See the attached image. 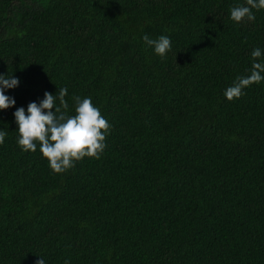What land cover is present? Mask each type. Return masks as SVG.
Masks as SVG:
<instances>
[{
    "label": "trees",
    "instance_id": "16d2710c",
    "mask_svg": "<svg viewBox=\"0 0 264 264\" xmlns=\"http://www.w3.org/2000/svg\"><path fill=\"white\" fill-rule=\"evenodd\" d=\"M244 2L0 0V74L21 81L0 110V264H264V82L224 96L264 49V9L230 19ZM61 87L111 128L58 174L14 112Z\"/></svg>",
    "mask_w": 264,
    "mask_h": 264
},
{
    "label": "clouds",
    "instance_id": "9594fccd",
    "mask_svg": "<svg viewBox=\"0 0 264 264\" xmlns=\"http://www.w3.org/2000/svg\"><path fill=\"white\" fill-rule=\"evenodd\" d=\"M254 9H264V0H245L234 5L230 9V19L236 23L255 21ZM143 39L162 58L173 47L169 35L161 34L153 39L145 34ZM251 56L248 74L237 76L224 89V96L230 101L246 94L245 90L250 85L264 82V49L254 48ZM20 83L14 74H0V110L15 107V97L7 95L6 91L17 88ZM67 96V87L59 88L55 94L45 91L38 102H30L27 109L20 106L14 112L19 132L18 145L24 152H35L39 144V150L47 158L49 167L58 174L74 168L76 161L84 157L100 158L107 148L106 137L111 128L109 120L93 103L92 97L73 96L75 114L70 115ZM7 135V131L0 129V144L5 142ZM38 257L36 264H47L44 256ZM64 264H71L70 259H66Z\"/></svg>",
    "mask_w": 264,
    "mask_h": 264
}]
</instances>
